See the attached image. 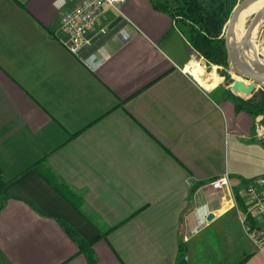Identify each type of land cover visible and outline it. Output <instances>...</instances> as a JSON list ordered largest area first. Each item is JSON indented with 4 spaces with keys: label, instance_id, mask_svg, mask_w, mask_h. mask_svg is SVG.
<instances>
[{
    "label": "crops",
    "instance_id": "0c3cea01",
    "mask_svg": "<svg viewBox=\"0 0 264 264\" xmlns=\"http://www.w3.org/2000/svg\"><path fill=\"white\" fill-rule=\"evenodd\" d=\"M58 4L0 0V264H88L61 221L98 264H264L242 223L263 226L242 195L264 177L263 116L236 109L226 70L206 74L149 0L105 6L80 58ZM223 176L231 187L213 189Z\"/></svg>",
    "mask_w": 264,
    "mask_h": 264
},
{
    "label": "trees",
    "instance_id": "16d2710c",
    "mask_svg": "<svg viewBox=\"0 0 264 264\" xmlns=\"http://www.w3.org/2000/svg\"><path fill=\"white\" fill-rule=\"evenodd\" d=\"M149 1L156 11L166 14L176 21L178 28L186 36L192 47L204 58L209 70L212 66L219 67V70H228L230 68L224 31L233 10L242 0ZM223 75L226 76L227 80L230 79L228 73ZM230 93V97L233 99L238 111L246 112L254 118L263 116L264 119V94L262 101H258L257 93L249 100H243L235 96L231 90ZM8 184L6 174L0 165V213L7 201L4 192ZM57 188L59 187L57 186ZM235 198L241 212L246 213L245 201L239 191L235 192ZM61 226L76 244L79 252L85 256L87 263L98 264V257L93 249L94 244L88 242L66 222L61 221ZM111 231L112 229L108 233ZM245 259L239 264H244Z\"/></svg>",
    "mask_w": 264,
    "mask_h": 264
},
{
    "label": "built area",
    "instance_id": "2783aa9c",
    "mask_svg": "<svg viewBox=\"0 0 264 264\" xmlns=\"http://www.w3.org/2000/svg\"><path fill=\"white\" fill-rule=\"evenodd\" d=\"M127 1L59 0L60 42L72 55L80 58L94 42L90 34L101 24L104 7L108 6L115 11H120ZM100 32L105 33V29H101ZM102 60H98L97 63H101ZM257 136L264 140V126L261 124L257 128ZM211 186L215 190L230 188L231 182L227 176H223L214 180ZM242 195L246 199L249 213L263 222L262 227L252 228L250 224L245 225L246 222L242 219L248 237L255 243L258 251L264 255V177L249 182Z\"/></svg>",
    "mask_w": 264,
    "mask_h": 264
},
{
    "label": "bare ground",
    "instance_id": "6f19581e",
    "mask_svg": "<svg viewBox=\"0 0 264 264\" xmlns=\"http://www.w3.org/2000/svg\"><path fill=\"white\" fill-rule=\"evenodd\" d=\"M261 10H264V0H255L253 3L243 8L227 27V30L229 29L228 37L230 46L234 47L235 53L242 61H245L248 66L258 72L264 71V58H260L259 56L261 55L258 56L252 41L256 35L257 29L264 22V17L260 22L255 24L253 28L252 22L257 13ZM202 68L204 69L203 66ZM202 68L199 67L198 63H195L193 68L189 71L207 88L216 85L214 78L211 76L206 77ZM236 71H241L238 66L236 67ZM235 75L240 78L242 77L237 74ZM234 78L236 79V77ZM240 80H243V78Z\"/></svg>",
    "mask_w": 264,
    "mask_h": 264
},
{
    "label": "water",
    "instance_id": "95a60500",
    "mask_svg": "<svg viewBox=\"0 0 264 264\" xmlns=\"http://www.w3.org/2000/svg\"><path fill=\"white\" fill-rule=\"evenodd\" d=\"M254 1L255 0L241 1L233 10L232 15L228 21L227 27L235 19V17L238 15V13L243 8L253 3ZM263 17H264V10H261L260 12L257 13V15L255 16L253 20L252 28L255 24L260 22V20H262ZM227 27H226L225 40H226V48H227L228 56H229L230 69L235 74L240 75L242 77H246L250 80L246 82L245 80H238V79H235L234 77H231L228 80V83H229L228 88L237 97H240L243 100H248L254 95V93L258 90V88L264 89V71L263 72L255 71L250 66H248L245 61H242L240 59V57L235 53L234 47L230 46L229 37H228L229 29L227 30ZM237 66L240 68L242 72L236 71ZM212 218H213V215H209L208 220H212Z\"/></svg>",
    "mask_w": 264,
    "mask_h": 264
},
{
    "label": "rangeland",
    "instance_id": "374dc122",
    "mask_svg": "<svg viewBox=\"0 0 264 264\" xmlns=\"http://www.w3.org/2000/svg\"><path fill=\"white\" fill-rule=\"evenodd\" d=\"M243 1V0H242ZM227 27V26H226ZM225 35H226V29H225V31H224V38H225ZM226 41V40H225ZM252 41V40H251ZM253 44H254V46H255V49H256V51H257V54H258V56L259 55H261V56H259L260 58H264V22L259 26V28L257 29V32H256V35L254 36V38H253ZM202 68V67H201ZM215 69V67L214 66H212L211 68H210V70L209 69H207V67H206V69H205V71L207 72H205L206 74H211L213 71L212 70H214ZM216 69H217V67H216ZM202 70H203V68H202ZM217 71H218V74L219 75H221L222 73L221 72H224V70H219V68L217 69ZM204 72V71H203ZM210 72V73H209ZM205 73H204V75H205ZM225 74L226 73H228L229 75H230V78L231 77H236V79H238V80H240L241 78H243V80H245L246 82L247 81H250L248 78H246V77H238V76H236L235 74H234V72L229 68L228 70H226L225 72H224ZM206 76V75H205ZM208 76V75H207ZM206 76V77H207ZM211 76V75H210ZM212 77V76H211ZM223 79H224V85L225 86H228L229 85V83H228V80L226 79V76L225 75H223V77H222ZM264 89H262V88H258V90L254 93V95L257 93V95H258V101H262V98H263V94H264ZM245 184H247V183H243V185L242 186H244Z\"/></svg>",
    "mask_w": 264,
    "mask_h": 264
}]
</instances>
